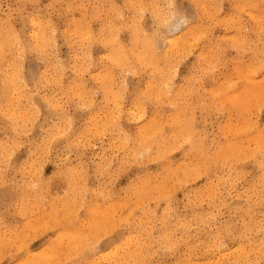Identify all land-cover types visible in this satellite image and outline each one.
<instances>
[{
  "label": "rangeland",
  "instance_id": "rangeland-1",
  "mask_svg": "<svg viewBox=\"0 0 264 264\" xmlns=\"http://www.w3.org/2000/svg\"><path fill=\"white\" fill-rule=\"evenodd\" d=\"M50 3L52 8L47 7ZM113 3L123 7L124 0H0V41H10L5 45L8 52L4 53L2 67L9 73L0 74V143L10 142L11 145L15 141L16 129L24 132L29 127V97L39 108L40 118L30 124L32 143L38 145L39 141L35 138L38 136L42 140L44 137L40 128L41 118L46 121V128L57 129L52 128L55 123L52 119L54 109L49 108L48 97L55 95L64 98L65 91L74 85L73 90L82 92L89 101L88 91L102 88V79L112 80L114 75L116 87L112 92H118L122 78L119 68L108 59L112 48L98 42L88 47L82 35L77 34V29L83 25L93 33L95 39L102 27V20L112 15ZM79 4L84 7H79ZM230 7L225 3V11L221 15H226ZM35 15L43 20L40 32L45 33L49 41L45 45L36 42L37 50L25 51L22 61L25 77L17 79L15 74H10L13 60L16 59L15 45L18 38L25 41L31 37ZM151 24V13H147L146 28H150ZM111 30L109 27L106 34ZM130 31L124 27L118 32L119 40L126 49L131 48ZM196 34L192 36L197 41L195 51L178 65L179 76L175 82L180 85L177 90L181 94L180 100L166 103L158 109L149 104L144 119L131 124L127 120L122 123L129 131H135L137 124L143 126L147 120L152 131L159 127L166 135L175 133L182 137L187 122L195 125L197 136L204 137L203 144H184L174 151L164 150L166 155L163 156L162 151L157 161L121 170L104 196L94 191L102 190V178L80 171L76 175L65 172L48 184L46 191L39 196H29L26 182L34 177H51L57 163L49 159L39 172L32 164L24 170L31 145L19 147L10 155L8 164V172L15 180L19 193V203L15 202L18 197L13 194L12 186L3 189L9 205L7 213L0 210V244L14 249L18 256L25 249L34 257H44L46 251L49 254L54 252L55 259H52L53 255L45 254L53 260H48L50 264H71V260L79 254L76 248L83 250L101 236L105 239L116 238L117 242L121 239L125 241L118 257L124 260V264H137L138 261L148 264H177L178 261L189 264H238L240 261H256L259 264L261 244L258 237L264 215L259 165V152L264 148L261 138L264 110L261 109L259 81L264 77L259 72L250 75L248 70L253 60L259 62L260 49L253 43L257 37L255 33L238 34L234 29L218 25L213 33L215 38L227 37L232 43L246 40V50L227 47L216 51L212 50L210 42L205 43L199 38V33ZM201 55H212L219 63L215 72L200 79L193 87L195 69ZM176 58L179 59V56L176 55ZM48 77L52 82L43 87ZM149 80L151 76L148 72L127 74L129 93L124 94L126 106L131 104L130 93L147 88ZM250 86L258 88L259 94L257 92V95L246 98V90ZM13 87L20 90L8 92ZM38 88L43 90L38 91ZM9 93L13 96L11 101L6 99ZM240 94L245 97L241 99ZM237 95L239 99L235 100ZM95 99L102 100L103 92ZM98 111L95 105L93 109H85L72 104L69 115L73 129H83L87 120ZM236 143L242 145L239 157L237 154L229 155V152L226 155L217 154L219 149ZM228 149L231 150L230 147ZM32 151L36 159L41 158L38 147L32 148ZM65 155L67 160L63 167L80 169V163L73 155ZM87 155L90 157L91 151ZM206 155L211 157L207 162ZM169 168L172 170L170 175ZM165 179L167 186L158 188ZM139 187L150 188L144 198L133 196L134 189ZM92 211L101 216V223L96 226L94 222L98 218L92 216ZM146 211L154 213V219L150 220ZM237 220L241 225L247 223L243 252L234 251L241 247L240 243L224 238L225 226ZM129 221L132 222L131 227H119ZM70 230L78 235L73 241L69 239ZM221 240L224 247L220 246ZM4 261L0 264H4Z\"/></svg>",
  "mask_w": 264,
  "mask_h": 264
},
{
  "label": "clouds",
  "instance_id": "clouds-1",
  "mask_svg": "<svg viewBox=\"0 0 264 264\" xmlns=\"http://www.w3.org/2000/svg\"><path fill=\"white\" fill-rule=\"evenodd\" d=\"M131 2L132 0H124V4ZM136 2L148 5L155 12L158 18L157 35L155 43H149L148 41L152 40L147 39L144 46L134 47L123 54L121 63L115 64L122 78L118 92H112V89L116 87L115 75L102 88L88 91L90 99L85 109H93L95 105L99 111L87 120L83 129L74 130L71 117V124L67 129L58 127V130L53 131L44 126L46 121L41 118L40 128L47 134L41 140L43 143L38 146L40 156L46 155L48 159L64 166L67 160L65 153L73 155V158L80 163L82 174H95L102 178V190H94L100 196L108 193L113 179L121 170L131 166L148 165L159 160L162 151H174L177 147L186 144L185 138L190 134L192 136L190 146L203 144L204 137L197 136L187 122H185L182 137H178L175 133L166 135L159 127L152 131L147 120L143 126L137 124L135 131H129L122 123L124 120L131 124L144 119L149 104L158 109L166 103L180 100L181 94L177 91L180 85L175 82L179 76L178 65L195 51L194 46L197 41L192 39L194 33H199V38L205 43L210 42L212 50L220 51L232 45L230 38L217 39L213 36L214 29L220 25L234 29L238 34L255 33L257 39L253 40V43L259 46L260 51L264 49V31H262L264 30V20H262L264 0H136ZM225 3L231 7L230 11L222 16ZM237 4L239 7L235 6ZM178 13L187 18V23L179 22ZM229 16L232 18L229 19ZM181 48L183 51H180ZM174 53L179 56V59ZM115 54H120V50H115ZM218 63L212 55H201L196 65L193 87L200 79L215 72ZM143 72H148L151 76V88L147 92L142 90L138 93H130L131 104L126 106L124 94L129 93L127 74L140 75ZM101 91L103 99L97 101L95 97ZM137 98L140 100L139 105L134 102ZM64 99H67L65 95ZM30 112L29 127L24 132L17 128L15 141L11 145L6 146L0 143V172L8 168L9 152L13 145H16V149L26 145H31L29 147L31 151L34 148L30 140V124L40 118L39 108L31 107ZM81 137L83 141L78 142ZM261 138L264 140V129L261 130ZM89 151L92 153L90 157L87 155ZM33 153L35 155V152ZM210 158L206 155L205 162ZM259 159H264V148H261L259 152ZM64 169L66 173L69 172L67 167ZM32 181L26 182L28 195L39 196L45 190L31 188L29 185ZM149 190L148 187L135 188L133 196H143ZM145 214L150 220L154 219V213L146 211ZM15 255L14 249L0 244V262L9 257L14 258ZM252 264L257 262L252 261Z\"/></svg>",
  "mask_w": 264,
  "mask_h": 264
},
{
  "label": "snow or ice",
  "instance_id": "snow-or-ice-1",
  "mask_svg": "<svg viewBox=\"0 0 264 264\" xmlns=\"http://www.w3.org/2000/svg\"><path fill=\"white\" fill-rule=\"evenodd\" d=\"M72 6V5H70ZM79 7L83 8V4H79ZM239 7V5H235ZM48 8H52L53 5L50 3L47 6ZM112 15L107 18L106 20H102V27L100 32L96 34V38L93 39V33L87 29L86 26H80L77 29V34L82 35L83 41L86 42L87 46L90 47L92 43H103L106 47L119 44V36L118 32L121 28L127 27L129 30L133 32V35L140 34L148 40L155 41L157 35V17L155 12L146 5L137 3L136 0H132L131 3L123 4V7L113 3L111 5ZM127 10V12H125ZM147 13H151L152 16V24L150 28H146L145 26V16ZM180 16V23H187V18L183 15L178 13ZM229 19L232 17L229 16ZM264 20V17H262ZM32 24L35 26L31 33V37L24 41L25 46H34L35 42L40 37V29L43 27V20L39 19V15L33 16ZM111 27L113 29L112 34L108 36L106 34V30ZM264 31V30H262ZM84 33H87L84 35ZM231 47L237 48L239 50H246V40H238L234 41ZM108 59H111L113 63L119 64L121 63V59L114 57L113 55H109ZM249 74H253L259 72L261 77H264V49L260 51L259 55V62L257 63L253 60L248 65ZM146 71V70H145ZM51 77H48L46 82H44L43 87H47L49 83H51ZM261 85V96H262V103L261 109L264 110V78L260 81ZM151 88V80H149L148 87L144 89L145 92ZM74 85L69 87L64 95L67 99L56 97L55 95L47 98V103L49 108L54 109V114L52 119L55 123L52 124V128L63 127L67 129V127L71 124V116L69 115V111L72 104H76L77 107L86 108L88 106V101L85 95L80 91H74ZM43 88H38V91H42ZM29 102L31 103V107H37L36 104L31 102V98L29 97ZM136 104L139 105L140 100L137 98L134 101ZM190 128L194 131L195 125H190ZM46 135L47 133H43ZM16 138V137H15ZM39 141V144L33 143V147H38L43 142L39 140L37 136L35 138ZM30 140H33V137L30 136ZM83 137L80 138L82 142ZM10 142H5L4 144L7 146ZM185 143L188 145L192 144V136L191 134L185 138ZM16 151V145H13L9 155ZM49 162V159L46 155H41L40 159H36L34 153L29 150V159L24 162L23 169L27 170L29 164L35 166L36 171L39 172L44 163ZM53 162V161H52ZM55 163V162H53ZM260 165V180H261V188H260V196L262 205H264V159L259 161ZM80 169H69V172L72 175H76ZM65 174V169L62 164L57 163V168L53 171L51 177H41L36 179L34 177L33 181L30 183V187L36 190L43 189L46 191L47 185L50 184L57 176H62ZM12 186L13 194L16 195L18 198L15 201L19 203V193L15 188V180L11 178L10 173L8 172V168L4 169L0 172V210H3L5 213L8 212V205L9 200L8 197L4 194L3 189ZM71 191V188L69 189ZM67 195V193H66ZM132 222L129 221L127 224H121L119 227H131ZM262 227L260 229V234L258 239L260 240L261 244V260L259 264H264V215L261 218ZM139 227V225L137 226ZM247 223L245 222L241 225L240 221H235L234 224H227L224 228V238L228 239L229 241H236L237 243L241 244V247L234 249L237 252H243V241L246 238L247 233ZM123 233H121V236ZM125 241L122 239L117 242L116 238L113 239H105L103 236L98 237L94 242L89 244L82 253L78 254V256L71 260V264H124V261L120 260L119 254L121 251L122 245H124ZM220 246L224 247L223 240L220 241ZM115 258V259H114ZM4 264H37L36 260L34 259V254H31L28 250H24L21 255H15L13 257H9L5 259ZM137 264H148V262L138 261ZM152 264H156V262H152ZM177 264H189L187 261H178ZM238 264H252V261H240Z\"/></svg>",
  "mask_w": 264,
  "mask_h": 264
},
{
  "label": "bare ground",
  "instance_id": "bare-ground-1",
  "mask_svg": "<svg viewBox=\"0 0 264 264\" xmlns=\"http://www.w3.org/2000/svg\"><path fill=\"white\" fill-rule=\"evenodd\" d=\"M2 30V29H1ZM0 30V31H1ZM40 31H41V29H40ZM113 30H111V31H109V33L107 34L108 36H110V32H112ZM1 34V33H0ZM9 34H11V33H9ZM85 34V33H84ZM196 34V33H195ZM130 37H131V48H129V49H126V47L124 46V44H122L121 42L119 43V44H113V45H110V47L112 48V51L110 52V55H113L114 57H116V58H119V59H123V54H126L127 52H129L130 50H132L134 47H136V48H140V47H142V46H144V44H145V42H146V38L145 37H143V38H140V37H138V35H133V32L132 31H130ZM196 35H198V34H196ZM11 37H12V35H11ZM14 37V36H13ZM18 37V36H17ZM14 39V38H13ZM15 39H16V37H15ZM14 39V40H15ZM13 41V40H12ZM48 41H49V37L48 36H46L45 35V33H41L40 32V37H39V39L36 41L37 43L39 42V43H41V44H43V45H45L46 43H48ZM120 41V40H119ZM35 42V43H36ZM149 43H155V41H148ZM8 43H10V41L7 39H5L3 42L2 41H0V56H1V59H0V74H3V75H5V74H8L9 73V71L6 69V70H3L2 69V67H3V65H4V53L7 51L8 52V50L5 48V45L6 44H8ZM38 43V44H39ZM22 44H24V41H23V39H19L18 38V40H17V44L15 45L16 46V59L15 60H13V64H14V66H12L13 67V70H12V72H10V74H15L16 75V77H17V79H19V78H21V77H25V74H23V72H22V61L25 59V57H24V53H25V51H27L28 49H30V50H37V46L34 44V46H23ZM91 47V46H90ZM117 49H119L120 50V54H115V50H117ZM8 56V55H7ZM13 57V56H12ZM110 61L111 62H113L111 59H110ZM115 64V63H114ZM112 66H113V63H112ZM248 72V71H247ZM112 75V73L111 72H109V76H111ZM108 76V77H109ZM6 77V76H5ZM3 81V80H2ZM111 81V78H103L102 79V82L104 83V85H106V84H108L109 82ZM5 84V83H4ZM6 85V84H5ZM4 85V86H5ZM6 89V88H5ZM244 89H247V88H244ZM19 91L20 89L18 88V89H16V88H11L8 92H13V91ZM242 90V89H241ZM257 92H258V88H254L253 86H250L247 90H246V98L249 96V95H257ZM8 94V97L6 98V99H8V100H13V96L11 95V94ZM258 94H259V92H258ZM235 95V94H234ZM241 95V94H240ZM239 95V96H240ZM243 95H245V93H244V90H243ZM243 95H241L242 97H240L241 99L243 98V97H245V96H243ZM259 96V95H258ZM238 100L239 98H238V95H237V98H235V100ZM246 100V99H245ZM32 101V100H31ZM234 103H236L235 101H233ZM11 102H9V104H10ZM12 103H14V102H12ZM237 103H238V101H237ZM31 106V105H30ZM7 115V114H6ZM10 115H11V113H10ZM5 117V116H4ZM15 117V116H14ZM7 119V118H6ZM15 119V118H14ZM14 122V121H13ZM13 124V123H12ZM15 124V123H14ZM16 124H17V122H16ZM18 125V124H17ZM16 126V125H15ZM14 126V127H15ZM153 126V125H152ZM17 128V127H16ZM56 130H58V129H56ZM231 148V150H229L228 148ZM241 149H242V145L240 144V143H236V144H233V145H230V146H227V147H225V148H221V149H219L218 150V155L219 154H223V155H226V153L227 152H229V155L231 154L232 156H233V154H239V152L241 151ZM231 151V152H230ZM199 153V152H198ZM164 155H166V152L164 151L163 152V156ZM240 155V154H239ZM239 155H238V157H239ZM231 156V157H232ZM228 157V156H227ZM235 157V156H234ZM200 168V167H199ZM181 169V168H180ZM170 174H172V170L169 168V172H168V175H170ZM176 174V173H175ZM180 174V173H179ZM169 177V176H168ZM168 179V178H167ZM170 181V180H169ZM168 181L165 179L164 181H162L161 182V184L159 185V186H157L158 188H164V186L166 187L167 186V183ZM163 183H166V184H163ZM159 184V183H158ZM157 184V185H158ZM148 194V192H146L144 195H143V198H144V196H146ZM26 196V195H25ZM131 200V199H130ZM120 204V203H119ZM121 204H123V203H121ZM127 204V203H126ZM131 204V203H130ZM130 204L128 205L129 207H131L130 206ZM132 206H133V204H132ZM128 207V208H129ZM133 208V207H132ZM107 209V208H106ZM91 213V212H90ZM92 213H93V215L92 216H94L95 217V219L96 218H98L97 220H95V222H94V225L96 226V225H98L99 224V222L101 223V221H99V219H101L100 217L101 216H99V215H97L96 214V212L95 211H92ZM102 213V212H101ZM109 213V212H108ZM104 214V213H103ZM97 215V216H96ZM93 217V218H94ZM104 217H105V215H104ZM108 218V217H107ZM105 219H106V217H105ZM104 219V220H105ZM103 220V221H104ZM49 221V220H48ZM107 221V220H106ZM110 221V220H109ZM101 227V226H100ZM79 235H81L80 237H83V235L82 234H80V233H78ZM68 235H69V239L70 240H74V239H76V238H78V235H77V233L75 232V231H72V230H70L69 232H68ZM72 241H70V242H72ZM0 243H2L1 241H0ZM18 243H19V241H18ZM22 244V243H21ZM20 248H22V245H20L19 246ZM19 247H18V249H19ZM79 247V246H78ZM51 248V247H50ZM52 249V248H51ZM53 250V249H52ZM75 250H79L78 252H79V254L80 253H82L83 251H84V249L82 250V248L81 249H79V248H76ZM49 251H46V253L45 254H47ZM53 253L54 252H51L49 255H53ZM45 254H44V257L43 256H38V257H34V259L36 260V262H37V264H50V261H48L49 259L53 262V260L52 259H55L56 257H55V255H53L54 257H52V259L48 256L47 257V255L45 256ZM77 254V253H76ZM78 255V254H77ZM58 256V255H57ZM60 257V256H59ZM61 258V257H60ZM64 258V257H63ZM49 263H48V262ZM60 261H62V260H60ZM124 261V260H123ZM58 262V261H57ZM51 264H54V263H51ZM56 264H58V263H56Z\"/></svg>",
  "mask_w": 264,
  "mask_h": 264
}]
</instances>
